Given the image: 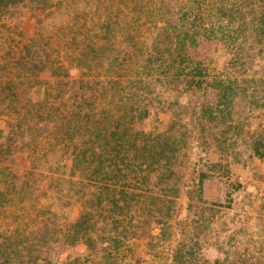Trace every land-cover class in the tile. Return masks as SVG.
Instances as JSON below:
<instances>
[{
	"label": "rangeland",
	"instance_id": "obj_1",
	"mask_svg": "<svg viewBox=\"0 0 264 264\" xmlns=\"http://www.w3.org/2000/svg\"><path fill=\"white\" fill-rule=\"evenodd\" d=\"M263 4L0 6V264H264ZM131 131L173 157L140 169Z\"/></svg>",
	"mask_w": 264,
	"mask_h": 264
},
{
	"label": "trees",
	"instance_id": "obj_2",
	"mask_svg": "<svg viewBox=\"0 0 264 264\" xmlns=\"http://www.w3.org/2000/svg\"><path fill=\"white\" fill-rule=\"evenodd\" d=\"M18 2V0H0V6L2 7H8L9 5H13L16 4ZM224 16V15H223ZM244 19V18H243ZM252 22H253V28L251 30V33L254 34V38L257 37H263L264 36V4L261 5V8L259 10V12L252 17ZM206 32H210V34H207L206 32H204V36L207 38H213L215 37V32L213 31V29H206ZM191 33V32H190ZM200 33V32H199ZM197 32H192L191 38L190 39H194V36H196L197 34H199ZM181 34V35H179ZM178 34V32L174 33V45L175 46H180V45H184L183 39L188 37L189 35V31L185 30V31H180ZM183 37V39L179 40L180 37ZM181 41V43H180ZM193 63V62H192ZM196 65V64H195ZM196 75H201V70L199 69V64L197 63V68H196ZM196 84L200 85V82L197 81ZM218 98H225L226 94H228L229 90H230V86L226 85L223 82H218ZM219 105V104H218ZM139 117H143L142 115ZM90 134L88 136V140L87 142L90 143L89 145V149L93 151L95 145H96V138H97V129H99V126L97 124L96 121H94L93 123H91L90 125ZM112 135H117V132H113L111 133ZM129 137L133 138L131 143L130 142H126V144H122L124 146L123 147V151L126 153V159L130 162L132 161H139L137 163V166L141 169L142 165H146L147 163H149L148 161L152 162L154 165L161 163V159H166L168 160L170 156H167V153H170L171 157H173L174 154V148H173V142H170V137H164L162 139H151V138H146L145 136H143L142 134L138 133V132H130L129 133ZM94 139V140H93ZM82 141V140H80ZM255 144V142H254ZM259 144H262V142H260ZM75 149H76V154H75V158L79 159V153L81 152L80 150H82V147H79L77 144H73ZM254 151L256 154L259 153V149L256 145H254ZM143 163V164H142ZM151 164V163H150ZM161 168H163V165L160 166V170ZM95 169V168H94ZM98 169V168H96ZM156 170H158V168H155ZM117 170L119 173H121L122 171H128L129 168L127 166H124L123 170H121L120 167L117 166ZM154 170V171H156ZM161 173V172H160ZM115 203V202H112ZM115 205V204H114ZM117 206V204L115 205ZM89 214V212H88ZM85 215H81L80 218L78 219V221L75 223V225L77 226V224H80L81 222L85 221Z\"/></svg>",
	"mask_w": 264,
	"mask_h": 264
}]
</instances>
